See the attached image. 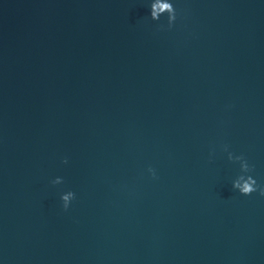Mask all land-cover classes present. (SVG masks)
Returning <instances> with one entry per match:
<instances>
[{"label":"water","instance_id":"95a60500","mask_svg":"<svg viewBox=\"0 0 264 264\" xmlns=\"http://www.w3.org/2000/svg\"><path fill=\"white\" fill-rule=\"evenodd\" d=\"M152 2L0 0V264H264V0Z\"/></svg>","mask_w":264,"mask_h":264},{"label":"clouds","instance_id":"9594fccd","mask_svg":"<svg viewBox=\"0 0 264 264\" xmlns=\"http://www.w3.org/2000/svg\"><path fill=\"white\" fill-rule=\"evenodd\" d=\"M167 14L168 27L171 28L176 20V10L171 2L168 0H153L150 6V18L152 21H159L160 17ZM229 160H235L240 162L241 171L248 173L253 169L249 166L247 160L241 156H234L232 153L228 154ZM67 163V160L64 161ZM149 171H153L149 169ZM154 175V172H153ZM54 184L62 183V178L57 177ZM232 188L237 190L243 196H250L252 193L259 191L261 196H264V187H260L257 181L251 175H241L232 183ZM75 198V194L71 191L63 194L61 200L63 201V208L68 209L70 202Z\"/></svg>","mask_w":264,"mask_h":264}]
</instances>
